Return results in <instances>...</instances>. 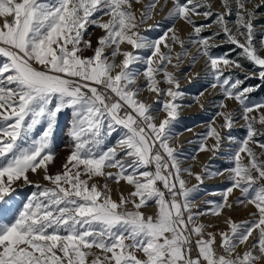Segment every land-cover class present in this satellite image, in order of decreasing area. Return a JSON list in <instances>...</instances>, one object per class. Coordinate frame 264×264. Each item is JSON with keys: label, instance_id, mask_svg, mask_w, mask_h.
Masks as SVG:
<instances>
[{"label": "snow or ice", "instance_id": "1", "mask_svg": "<svg viewBox=\"0 0 264 264\" xmlns=\"http://www.w3.org/2000/svg\"><path fill=\"white\" fill-rule=\"evenodd\" d=\"M139 3L0 0V221L11 216L0 222V264H264V101L249 100L259 86L241 87L257 76L264 82V36L256 40L253 23L264 0H221L222 12L214 11L209 0H171L165 19L173 23L155 39L141 29L159 0H149L138 16L133 5ZM181 20L194 33L187 42L177 34L175 22ZM214 25L219 31L202 35ZM93 26L103 32L95 45L88 32ZM221 35L235 48L214 55L212 49L220 45L210 41ZM187 43L201 46L189 67L207 57L209 87H219L223 97L211 101L217 112L207 130L196 134L198 147L190 159L212 154L201 173L182 167L181 153L170 143L180 135L174 131L180 110L192 104L203 109L207 91L195 94L188 105L181 103L187 93L168 66L179 71L189 55ZM177 44L181 51L173 64ZM236 49L238 58L230 59ZM89 50L92 55L86 56ZM117 57H122L119 64ZM241 57L258 69L245 80L232 74L246 71ZM140 63L142 70L135 67ZM141 76L143 85L138 84ZM184 78L191 83L200 73ZM144 91L154 93L156 101L141 100ZM228 100L242 110L243 138L233 135L238 119ZM66 112L70 153L62 171L53 174L55 140ZM117 133L123 134L105 147ZM226 144L234 145L226 152L231 166L214 170L211 160ZM29 173H42L51 186L35 183ZM225 173L228 186L213 193L220 201H205L210 208L194 210L205 178ZM185 174L197 184L188 187ZM108 181H123L134 190L117 201ZM18 182L37 190L15 209L9 202ZM236 190L240 196L230 201ZM152 204L156 213L146 215L141 209ZM235 206L255 211L240 222L225 217L228 230L219 233L198 222Z\"/></svg>", "mask_w": 264, "mask_h": 264}, {"label": "rangeland", "instance_id": "2", "mask_svg": "<svg viewBox=\"0 0 264 264\" xmlns=\"http://www.w3.org/2000/svg\"><path fill=\"white\" fill-rule=\"evenodd\" d=\"M49 2H55V0H49ZM149 0H141V3L134 4L133 8L137 12L139 16V12L143 11L144 5H146ZM210 3L213 5L214 11H224L223 7L221 6V0H209ZM254 2H258V0H254ZM165 0H159V3L155 9V14L151 20L147 22L141 29L142 33L148 36L150 39H155L157 36L162 35L163 31L170 27L173 23L171 20L165 19L169 9L171 8V0H168V4L165 7ZM161 8L163 11L161 12ZM258 13L257 19L254 20V27L256 30V40L258 41L261 36H264V7L256 10ZM108 17H104V20H107ZM200 23H204L202 18L199 19ZM159 25V27H156ZM175 26L177 29V34L180 35L182 39L186 42L190 40V38H194V33L190 25H187L184 21H176ZM151 29V30H149ZM235 30V29H233ZM210 31H219V29L214 25L213 28L209 31H205L202 35L208 36ZM88 32L93 40V44L95 45L96 38L100 35H103L101 29L96 27H89ZM210 43L218 44L220 47H216L212 49L214 55H223L224 53L230 52L231 49L235 48L234 45L227 43L224 37L221 35L217 37L215 40L210 41ZM189 49V55L184 59V62L180 65V69L177 72L172 65L168 66V70L171 72H175L177 77L181 79V88L187 93L186 97L181 101L182 104L188 105L192 103V98L198 92L204 91V97L201 98V104L204 105L203 109L198 104H192L191 107H184L180 110V116L178 121L174 124V131L180 135L176 137L173 141H170L177 150L181 153V160L183 161L182 167L187 168L189 166L192 167V171L194 173H201V169L205 164H208L210 161L211 153H200L196 161H192L190 157L192 156L195 149L198 147L197 141V133H203L208 128V122L215 116L217 112V107L211 101H219L222 99V94L217 87L216 89H212L209 87L211 83V77L207 75V57L201 56L198 61L195 63L194 67H189L192 61L193 56L198 55V50L200 49L199 44H191L187 43L186 45ZM122 49L131 50L130 47L127 45H122ZM111 51V49H109ZM162 51H166V49L162 48ZM181 51L180 46L177 44L174 52H173V64L176 63L175 60V52ZM239 49L235 51H231L230 59H237V53ZM148 52H142L141 55L147 56ZM86 56L92 55V52L89 50L85 52ZM122 57H117V63L119 64ZM240 62L244 65L246 71H239L236 70L232 74L241 80H245L246 75H251L253 72H258V69L254 68V66L249 63L248 61L244 60L242 57L239 58ZM137 69L142 70L143 64L135 65ZM196 73H200L199 79H193L190 83L188 79H185V74H189L190 77H195ZM227 73V70H226ZM158 79H162V77H158ZM145 83L144 78L141 76L138 80L139 85H143ZM161 87H166V85L161 84ZM248 86H259L256 88L255 91L248 94L249 100L252 102H259L264 101V82H262L258 76L256 78L247 79L245 83L241 87H248ZM140 99L146 101L147 103H154L157 99L154 93H150L148 91H144L140 95ZM228 105V109L234 110L237 114L238 123L236 124L235 128L233 129V135L237 138H243L246 135V129L244 127L245 121L239 119L240 115L242 114V110L238 105V102L234 100L226 101ZM158 107V105H156ZM163 117V113L160 114ZM70 120V112L63 113L61 115L60 124L58 128V134L55 140V151L57 153L56 162L54 165H50L51 173H56L62 171V165L66 161L67 156L70 153L69 147H66L70 144V138L67 135V125ZM218 123L221 122L219 119ZM192 129V131H186V129ZM39 133V129L37 130V134ZM123 133L113 134L111 138L107 139L105 147L111 146L116 143L119 139V136ZM192 141V143H190ZM208 143L211 145L213 143L212 139H209ZM234 148V145H225L224 150L221 151L219 157L217 159L211 160V164L214 166V170H221L225 167L231 166L230 165V158L227 156L226 152L231 151ZM117 151H120L117 148ZM259 151V149H257ZM107 171L115 172L116 169H106ZM30 179L35 183H39L45 186H51L48 184L47 181L42 179L43 174H32L29 173ZM184 179L188 181V187H192L193 185L197 184V181L194 176L189 177L185 174ZM98 183L103 185L105 181L103 179H99ZM109 188L111 190L112 198L115 200L120 199V194L123 193L125 196L133 191L134 189L132 186L126 184L125 182L121 181L119 184L108 181ZM264 183V181H261ZM229 181L227 179V173H225L222 177L217 178H205L204 183L200 185V191L195 194V203H194V210L200 209L203 210L205 208H210V205L205 204V201H220L221 197L219 195H214L213 193H219L225 187H227ZM15 187L17 188L16 193L13 194V200L9 203L14 206L15 209L22 208L23 203L26 202L27 198L30 196L32 192H35L37 189L31 187L29 185L23 184V182H18ZM240 196L238 190L234 191L232 196L229 197L231 201L234 197ZM131 208V205H129ZM145 212L146 215H154L157 211L156 205L152 204L150 207H146L141 209ZM255 211L254 208L251 206L245 208L241 206H235L233 210L225 209L224 214L220 217H215L211 215L202 216L198 222L205 223L211 225L207 229L209 232L219 233L221 231H227L228 225L225 223V217L230 216L233 220L240 222L243 220L251 219L250 213ZM11 216L9 215L4 221L0 222H7V219H10ZM217 241H219V235H217ZM248 245L252 243V239L250 238L247 242ZM245 250V246H241L238 251L243 252Z\"/></svg>", "mask_w": 264, "mask_h": 264}, {"label": "bare ground", "instance_id": "3", "mask_svg": "<svg viewBox=\"0 0 264 264\" xmlns=\"http://www.w3.org/2000/svg\"><path fill=\"white\" fill-rule=\"evenodd\" d=\"M0 23H2V21H0ZM3 61H2V59H0V63H2Z\"/></svg>", "mask_w": 264, "mask_h": 264}]
</instances>
